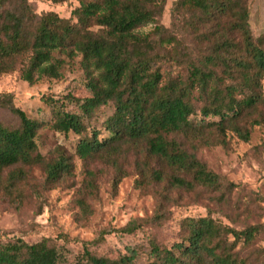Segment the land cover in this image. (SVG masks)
<instances>
[{"label": "rangeland", "instance_id": "374dc122", "mask_svg": "<svg viewBox=\"0 0 264 264\" xmlns=\"http://www.w3.org/2000/svg\"><path fill=\"white\" fill-rule=\"evenodd\" d=\"M23 1L37 14L52 11L75 23L71 12L81 0H1L0 8H12ZM247 6L249 26L257 39L264 33V0H247ZM172 8L173 0H165L159 17L168 28ZM188 8L175 10L178 29L170 28L179 40L175 45L177 59L165 56L169 45L159 51L164 56L157 63L162 84L170 78L187 82L189 62L206 57L219 40L211 26L201 25L197 30L190 27L189 21L196 17ZM153 28L148 23L137 31L154 37ZM224 35L230 36L226 32ZM53 55L63 61L57 77L43 76L30 84L21 78L19 64L15 71L0 76V95L10 93L13 104L40 123L35 141L36 153L43 160L16 164L1 173V241L21 238L35 243L44 239L69 263H85L84 250L115 259L133 249L135 262L145 264L150 259L151 242L170 247L183 240L188 218L210 216L236 230L257 226L254 238L245 244L238 242L234 250L246 264H264V78L262 99L256 107L227 119L222 128L215 124L218 116L201 114L211 98L193 89L195 112L190 118L199 130L177 139L207 169L219 175L220 186L213 190L197 185L189 190L171 183L176 171L149 154L144 141H118L111 149L80 157L78 142L91 136L92 130H97L99 139L109 136L105 120L113 113L114 103L108 101L91 116H82L86 129L79 134L55 130L52 123L56 110L81 114L78 104L97 89L88 82L98 76V71L92 66L86 70L80 53L68 56L54 51ZM215 69L224 77L223 86L233 82L220 68ZM0 121L10 127L19 125L17 116L3 107ZM240 132H247L248 138L243 139ZM60 153L68 158L70 168L55 182L47 181L45 164L56 160ZM11 172L19 173V177L11 181ZM126 226L134 228L125 231Z\"/></svg>", "mask_w": 264, "mask_h": 264}, {"label": "trees", "instance_id": "16d2710c", "mask_svg": "<svg viewBox=\"0 0 264 264\" xmlns=\"http://www.w3.org/2000/svg\"><path fill=\"white\" fill-rule=\"evenodd\" d=\"M164 4L165 0H81L71 12L75 23L52 11L37 14L27 1L0 8V76L15 71L19 64L21 78L30 84L43 76L57 77L63 61L53 52L68 56L80 53L84 68L92 66L98 71V76L88 82V86L97 89L78 104L81 114L56 110L52 127L79 134L86 129L82 116H91L108 101L114 103L113 113L105 120L109 136L99 139L97 130H92L91 136L78 142L80 157L111 149L118 141H144L149 154L176 171L171 176L173 185L189 190L201 185L215 190L220 186L219 175L207 169L177 137L199 130L190 118L195 112L191 101L193 89L211 98L201 108V114L218 116L215 124L220 128L227 119L256 107L262 99L264 33L257 39L253 37L247 0H173L170 28L178 29L175 10L188 6L196 17L189 21L190 27L197 30L201 25L211 26L219 40L206 57L189 62L187 82L170 78L162 84L157 63L164 56L159 51L169 45L165 56H179L175 47L179 40L159 20ZM148 23L154 26V37L137 31ZM215 68H220L233 82L223 86L224 77ZM0 107L19 119L16 127L0 121L1 180L5 169L43 160L36 153L35 141L40 123L15 106L10 93L0 95ZM239 134L248 138L247 132ZM45 167L47 181L55 182L69 170L70 164L60 153ZM14 177H19V173L11 172L10 180ZM133 228L126 226L123 230ZM186 229L183 240L170 247L151 242L150 259L145 264H246L234 249L240 241L250 242L257 232V226L236 230L210 216L188 218ZM82 257L85 263H69L44 239L35 243L21 238L0 240V264H137L133 249L115 259L96 256L88 250H84Z\"/></svg>", "mask_w": 264, "mask_h": 264}]
</instances>
